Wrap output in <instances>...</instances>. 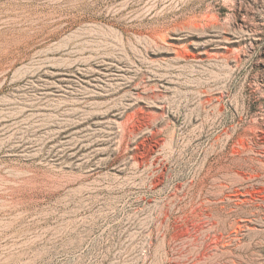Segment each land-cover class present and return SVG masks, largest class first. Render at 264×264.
<instances>
[{
	"label": "rangeland",
	"instance_id": "1",
	"mask_svg": "<svg viewBox=\"0 0 264 264\" xmlns=\"http://www.w3.org/2000/svg\"><path fill=\"white\" fill-rule=\"evenodd\" d=\"M0 264H264V0H0Z\"/></svg>",
	"mask_w": 264,
	"mask_h": 264
}]
</instances>
